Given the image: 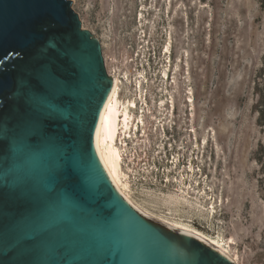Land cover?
Here are the masks:
<instances>
[{
  "label": "rangeland",
  "instance_id": "1",
  "mask_svg": "<svg viewBox=\"0 0 264 264\" xmlns=\"http://www.w3.org/2000/svg\"><path fill=\"white\" fill-rule=\"evenodd\" d=\"M70 1L143 120L119 152L131 198L264 264V0Z\"/></svg>",
  "mask_w": 264,
  "mask_h": 264
},
{
  "label": "water",
  "instance_id": "2",
  "mask_svg": "<svg viewBox=\"0 0 264 264\" xmlns=\"http://www.w3.org/2000/svg\"><path fill=\"white\" fill-rule=\"evenodd\" d=\"M112 83L70 0H0V264H233L112 187L94 148ZM20 115L43 134L13 152Z\"/></svg>",
  "mask_w": 264,
  "mask_h": 264
},
{
  "label": "bare ground",
  "instance_id": "3",
  "mask_svg": "<svg viewBox=\"0 0 264 264\" xmlns=\"http://www.w3.org/2000/svg\"><path fill=\"white\" fill-rule=\"evenodd\" d=\"M141 3L146 0H140ZM145 6L142 4L141 11H144ZM142 16V13H139ZM166 54L168 52V46L166 45L164 48ZM109 76L113 78L112 87L110 92L100 110L99 118L94 134V148L98 159L108 176L112 187L115 191L141 216L154 221L172 231L177 233H181L196 239L197 241L203 243L207 247L217 251L225 258H227L230 262L235 264V257L232 256L229 252L226 242L220 238H213L204 232L194 228L192 225L187 223L177 221L174 219H169L164 216H160L149 211L147 208L142 206L133 200L130 196V186L128 185L127 180L125 179L124 174L120 168L121 162V152L114 147L115 138L117 136L118 128L121 129L120 137L122 138L126 131L131 130V134L135 135V131L138 128L137 122L143 124V120L140 116L137 115V119L134 120V115L130 113V107H136V100L134 98H129L126 101H122L119 97L118 91L119 89V76L116 72H107ZM167 77V72L163 69L162 71V80ZM128 80V78L126 77ZM142 79L136 78L135 84L140 83ZM172 85L173 82H172ZM141 93H143V88H141ZM169 108H173V105L169 106ZM137 109V108H136ZM119 114H121V119L119 118ZM157 118L154 119L153 125L157 124ZM159 121V120H158ZM132 128V129H131ZM146 126L140 127V133H146ZM163 134V133H161ZM158 137V136H157ZM159 138V137H158ZM161 138V136H160ZM134 143V140L132 141ZM141 148V147H140ZM189 173V172H187ZM211 202H208V204ZM213 209V207L211 208ZM209 210V209H208ZM213 210H210V213ZM220 235V234H219Z\"/></svg>",
  "mask_w": 264,
  "mask_h": 264
},
{
  "label": "snow or ice",
  "instance_id": "4",
  "mask_svg": "<svg viewBox=\"0 0 264 264\" xmlns=\"http://www.w3.org/2000/svg\"><path fill=\"white\" fill-rule=\"evenodd\" d=\"M19 131L14 132L12 137V150L13 152H17L21 150H29L30 144L29 139L33 138L34 134H43V131L38 129L34 123L25 115H20L18 119ZM9 129L5 124V116L3 110L0 109V135L6 136ZM51 139V138H50ZM6 145L3 141H0V151L5 149ZM55 177H52L54 180ZM47 190L49 192L54 191V184L50 181L47 185ZM211 256L210 254L201 253L199 257L195 258L192 261V264H210Z\"/></svg>",
  "mask_w": 264,
  "mask_h": 264
},
{
  "label": "trees",
  "instance_id": "5",
  "mask_svg": "<svg viewBox=\"0 0 264 264\" xmlns=\"http://www.w3.org/2000/svg\"><path fill=\"white\" fill-rule=\"evenodd\" d=\"M254 89L257 93L256 111L257 121L264 125V55L262 65L254 76Z\"/></svg>",
  "mask_w": 264,
  "mask_h": 264
}]
</instances>
